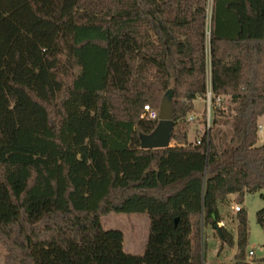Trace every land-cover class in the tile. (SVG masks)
I'll return each instance as SVG.
<instances>
[{"label": "trees", "instance_id": "1", "mask_svg": "<svg viewBox=\"0 0 264 264\" xmlns=\"http://www.w3.org/2000/svg\"><path fill=\"white\" fill-rule=\"evenodd\" d=\"M207 2L0 0L1 264H205L202 227L212 259L250 264L245 210L234 234L223 221L231 194L264 201V0H212L208 28ZM167 91L174 144L142 149L157 124L143 106ZM110 212H146L141 255L101 227ZM255 220L264 232V205Z\"/></svg>", "mask_w": 264, "mask_h": 264}, {"label": "rangeland", "instance_id": "2", "mask_svg": "<svg viewBox=\"0 0 264 264\" xmlns=\"http://www.w3.org/2000/svg\"><path fill=\"white\" fill-rule=\"evenodd\" d=\"M212 0L207 2V19L206 25L209 27V18H210V8ZM219 107L223 110L224 113L232 108V104L229 101V98L226 96H221ZM195 110L189 114V131L188 139L194 141L197 139L204 129L210 125V120L207 121V118L210 119L212 113L211 100L209 102L207 99H197L194 101ZM206 113V123L202 121L203 113ZM191 118V119H190ZM222 129H227V126H221ZM264 129V113L258 118V137L260 132ZM171 145L174 142L171 141ZM230 200V199H229ZM239 205L246 212L247 218V227H248V241L245 249V261L250 264H263L262 257L264 252L262 249V244L264 242V232L256 223L255 215L256 212L264 205V201L260 198L258 193H245L241 202L235 200H230V206L226 209L229 213L230 218H225L223 223L225 227L230 230L233 234L235 233V221L232 218L235 213L234 207ZM101 227L105 230L113 229L119 230L123 235V250L130 254L141 255L144 251V247L148 237L149 229V218L146 212H130V213H114L110 212L104 214L100 217ZM204 235V240L208 243L209 250L205 264H235L234 259L232 258V251L226 250L225 256H219L217 259H212L215 255L218 248V239L216 238L213 231L208 227L201 228ZM202 236V235H201ZM202 240V237H201ZM252 251V255H249L248 252ZM4 255V250L0 247V264L2 263V257Z\"/></svg>", "mask_w": 264, "mask_h": 264}, {"label": "water", "instance_id": "3", "mask_svg": "<svg viewBox=\"0 0 264 264\" xmlns=\"http://www.w3.org/2000/svg\"><path fill=\"white\" fill-rule=\"evenodd\" d=\"M157 113V124L152 132L141 137L140 147L142 149L165 148L170 146L174 125L172 94L170 91L165 92L161 97ZM214 228L221 236L219 223L215 224Z\"/></svg>", "mask_w": 264, "mask_h": 264}, {"label": "built area", "instance_id": "4", "mask_svg": "<svg viewBox=\"0 0 264 264\" xmlns=\"http://www.w3.org/2000/svg\"><path fill=\"white\" fill-rule=\"evenodd\" d=\"M209 98H210V92L208 91L207 94H206L207 102H209ZM157 114H158L157 111L153 110L148 104H145V105L143 106V113H142L143 116H147L148 118L153 119V118H157V116H158ZM208 118H209V117H208ZM208 118H207V121H209ZM190 119H191V118H190ZM239 208H240L239 205H236V206L234 207L235 211H238ZM248 254H249V255H252V251H249Z\"/></svg>", "mask_w": 264, "mask_h": 264}, {"label": "crops", "instance_id": "5", "mask_svg": "<svg viewBox=\"0 0 264 264\" xmlns=\"http://www.w3.org/2000/svg\"><path fill=\"white\" fill-rule=\"evenodd\" d=\"M263 137H264V129H263V131L260 132V135H259V142H261V140L263 139ZM170 145H171V144H170ZM229 199H230V200H235V199H236V194H231V195L229 196Z\"/></svg>", "mask_w": 264, "mask_h": 264}]
</instances>
